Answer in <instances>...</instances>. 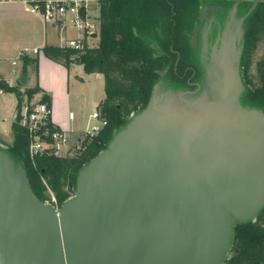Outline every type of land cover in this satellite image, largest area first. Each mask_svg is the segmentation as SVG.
I'll use <instances>...</instances> for the list:
<instances>
[{"label":"water","instance_id":"obj_1","mask_svg":"<svg viewBox=\"0 0 264 264\" xmlns=\"http://www.w3.org/2000/svg\"><path fill=\"white\" fill-rule=\"evenodd\" d=\"M242 50L225 40L199 93L157 82L61 206L0 145V264H223L235 223L264 207V110L241 102Z\"/></svg>","mask_w":264,"mask_h":264},{"label":"trees","instance_id":"obj_2","mask_svg":"<svg viewBox=\"0 0 264 264\" xmlns=\"http://www.w3.org/2000/svg\"><path fill=\"white\" fill-rule=\"evenodd\" d=\"M210 2L228 8L235 0H98V45L87 47L82 53L57 45L42 47L46 57L68 68L78 55L86 73H102L105 78V98L98 109L108 123L98 134L79 138L74 155H56L48 149L32 158V137L22 124L23 105L26 97L31 102L42 92L38 103L51 108L52 98L38 82L24 90L21 82L15 86L2 83L5 91L16 95L17 105L11 125L12 141L7 143L0 135V145H6L4 149L25 168L41 200L61 206L75 193L79 171L108 147L133 113L146 107L154 85L164 76L173 81L176 66L182 73L192 64L194 49L189 34L202 8ZM252 4L253 0L240 1V14L247 13ZM244 24L241 72L245 90L241 102L264 110V55L257 62L258 84L253 83L249 74L258 44L264 41V0L248 14ZM22 59L23 73L27 74L28 67L33 66L38 75V57L25 55ZM51 119L50 115V121L38 131L48 142L53 140L44 135V130L60 129ZM223 264H264V207L255 219L235 223L231 249Z\"/></svg>","mask_w":264,"mask_h":264},{"label":"crops","instance_id":"obj_3","mask_svg":"<svg viewBox=\"0 0 264 264\" xmlns=\"http://www.w3.org/2000/svg\"><path fill=\"white\" fill-rule=\"evenodd\" d=\"M12 3H20L25 8L22 0H0V9L4 6L6 8ZM5 9V8H4ZM24 11H27L24 9ZM28 12V11H27ZM30 13V12H29ZM32 14V13H31ZM37 15V14H32ZM41 20L40 27L33 28L37 34V43L33 48H39L40 50L44 45H57L62 46L66 39L68 38H79L81 33L73 27H67L65 30H61L57 25L45 22L40 15H37ZM74 29V30H72ZM21 47L16 52V56L8 58L11 60V69L6 66H0V78H3L8 82L10 86L18 85L21 82L22 90L33 87L38 82L40 87L47 92L52 98L51 106V117L52 122L59 126L61 129L67 131L70 135L69 143L72 141L74 136L78 135V139L81 138L84 122L88 121L90 115L98 109V106L105 98V78L102 73H86L83 65H81L75 59V62L71 63L69 68L65 65L56 62L44 55L40 54H30L31 57H38V75H36L33 66L28 67V72L26 75V82L23 83L22 77L24 75L22 71L23 59H21L16 66L17 74H13L14 69L13 60L16 59L24 50ZM5 60L4 57H0V61ZM76 64L78 66H76ZM81 67L82 71L74 73L73 75L80 84L74 91L71 87V72L74 68ZM33 72L34 78L31 81L30 73ZM31 82V83H30ZM5 91L4 93H6ZM3 95V94H2ZM2 95L0 100L2 102L0 116L2 118H11V125L16 114L17 101L13 105V112L11 115H7L4 110L5 102L2 100ZM42 96V92L34 96V102H37ZM73 112L74 118L71 119L69 114ZM9 114V113H8ZM11 127V126H10ZM2 128V127H1ZM4 128V127H3ZM6 129V128H5ZM4 129V130H5ZM0 135L3 140L6 141L7 138L3 137L2 132Z\"/></svg>","mask_w":264,"mask_h":264},{"label":"built area","instance_id":"obj_4","mask_svg":"<svg viewBox=\"0 0 264 264\" xmlns=\"http://www.w3.org/2000/svg\"><path fill=\"white\" fill-rule=\"evenodd\" d=\"M4 1V0H2ZM25 9L32 13L40 15L45 22L57 25L61 30L67 27H73L82 35L79 38H68L65 40L63 47L72 48L78 53H82L87 47H92V39L96 38L99 31V22L96 23L90 19L91 4L98 3V0H22ZM39 48H32L24 50L16 59L13 60L14 69L13 74H17L16 66L25 55L40 54ZM79 58L78 55L74 56ZM8 83L3 78H0V96L5 92L2 83ZM2 102L0 100V112ZM30 111V112H29ZM23 119L22 124L27 126L32 137L30 145V155L34 158L37 154L50 149L56 155H60L63 147L69 144L70 135L63 129H56L50 131L44 130V135L49 136L53 141L48 142L41 138L38 131L42 129L50 121L51 108L46 103H38L25 100L23 105ZM70 118H74V113L69 114ZM16 117V114H15ZM14 117V119H15ZM52 121V119H51ZM108 123L99 109L95 110L89 117L87 128L83 129L81 138L89 135L93 136L100 132V130ZM57 206V205H56Z\"/></svg>","mask_w":264,"mask_h":264},{"label":"rangeland","instance_id":"obj_5","mask_svg":"<svg viewBox=\"0 0 264 264\" xmlns=\"http://www.w3.org/2000/svg\"><path fill=\"white\" fill-rule=\"evenodd\" d=\"M212 4H215V3L210 2V4L205 5L202 8L200 18L197 21V25H194L192 33H190V37H192L193 41H195L197 37L196 31H197V28H199V23L204 22V19H206L204 18L205 12L206 11L208 12L209 11L208 9L212 8ZM233 5H235V3ZM7 6H8L7 8L6 6H4L0 9V57H4L5 59L3 61H0V66L3 65L11 69L12 59L9 60L8 58L16 56V52L21 47H24L23 49H26V47L33 48V46L36 45L37 34H36V31H33V28L37 29V27H40L41 20L40 18H38L37 15H32L31 13L24 11L25 8L23 9L22 7L23 5H21L20 3H12L10 6L9 4H7ZM233 9L234 8L230 9L231 10L230 12H232ZM89 14H90V19L92 21H95L96 23L100 21L99 3L91 4V9H90ZM231 16L233 19L232 22L236 23V20H238L239 17H237L236 15L233 16L232 14ZM98 34H99V31L97 32L96 38L92 39V43L94 44V46L99 44ZM225 35L227 36V33H225ZM241 43H242L241 46H243L242 40H241ZM263 55H264V41H261L259 42L258 47L253 55V62H252V66L249 71L250 77L252 78L254 84H258L259 82L258 75H257V62L263 57ZM78 62L80 63V61ZM76 66L78 65L76 64ZM81 71H82L81 67H77V68H74V70H72L71 72V75H72L71 87L74 89V91L80 84L77 82V79L75 78L73 74L81 72ZM33 78H34V74L33 72H31L30 73L31 81L33 80ZM169 92H170V89L167 87V81L162 80V86L158 90V95L164 96L166 94H169ZM1 98L5 102L4 104L5 112L7 113V115H11L14 109L13 105L17 101L16 95L11 92H6V93H3ZM87 123L88 121L84 122V126H83L84 129L87 128ZM10 126H11V118L4 119L0 116V131L3 134V137L7 138L6 139L7 143H10L12 141V134H11ZM77 137L78 135L74 136L72 138V141L68 145L63 147V149L60 152V155H74L77 152V146L79 142V139ZM4 147H6V145H4Z\"/></svg>","mask_w":264,"mask_h":264},{"label":"flooded vegetation","instance_id":"obj_6","mask_svg":"<svg viewBox=\"0 0 264 264\" xmlns=\"http://www.w3.org/2000/svg\"><path fill=\"white\" fill-rule=\"evenodd\" d=\"M234 7V5L228 8L212 5V8L205 12L204 18L206 19H204V22L199 23L195 41L189 34L190 46L194 49L192 64L188 65L182 73L179 72L176 66V75L173 81L165 76L162 79L167 81V87L170 90H189L199 93L204 88L208 75L214 68L215 55L220 53L225 40H230L234 49L240 48L242 43L239 35L242 26H239V21L246 13L240 14L238 5L237 17L239 19L234 23L232 22V12H230V9ZM195 25H197V22ZM225 33H227V36ZM180 84H184V86H180Z\"/></svg>","mask_w":264,"mask_h":264}]
</instances>
